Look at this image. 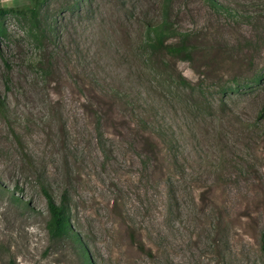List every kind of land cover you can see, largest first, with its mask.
Here are the masks:
<instances>
[{"label":"rangeland","instance_id":"rangeland-1","mask_svg":"<svg viewBox=\"0 0 264 264\" xmlns=\"http://www.w3.org/2000/svg\"><path fill=\"white\" fill-rule=\"evenodd\" d=\"M213 1L0 0V264H87L43 187L88 264H264V0Z\"/></svg>","mask_w":264,"mask_h":264},{"label":"trees","instance_id":"trees-1","mask_svg":"<svg viewBox=\"0 0 264 264\" xmlns=\"http://www.w3.org/2000/svg\"><path fill=\"white\" fill-rule=\"evenodd\" d=\"M211 7L214 10L223 12L224 14L236 17L239 14L234 12L233 9L228 7H223L222 5L214 2L213 0H208ZM36 8L33 9V19L36 20ZM146 28L144 31L143 39L144 44L147 46L149 51L160 50L168 53L175 57H180L186 60L192 58L195 51V45L187 42L188 34L186 32H177L171 25L168 16L165 14L159 21L154 23H146ZM5 34V28L0 25V35ZM178 36L179 39L176 42H170L169 39ZM179 83L184 85L187 84L186 79L180 76ZM1 108V106H0ZM262 116H264V105L262 109ZM43 192L46 196L47 206L49 211V217L46 221V229L48 231L51 239H70L71 243L77 248V251L81 253L84 258V262L88 264L87 252L83 245L81 246L80 239L76 233H73L69 227L68 221V210L65 202V198H61L60 202L56 203L50 194L43 187Z\"/></svg>","mask_w":264,"mask_h":264}]
</instances>
